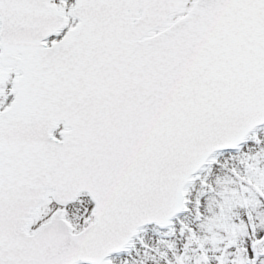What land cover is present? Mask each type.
<instances>
[{"label": "snow or ice", "instance_id": "6c2138e0", "mask_svg": "<svg viewBox=\"0 0 264 264\" xmlns=\"http://www.w3.org/2000/svg\"><path fill=\"white\" fill-rule=\"evenodd\" d=\"M0 264H264V0H0Z\"/></svg>", "mask_w": 264, "mask_h": 264}]
</instances>
